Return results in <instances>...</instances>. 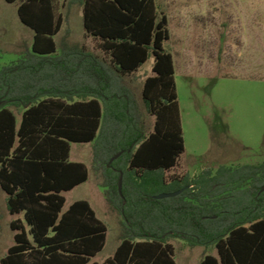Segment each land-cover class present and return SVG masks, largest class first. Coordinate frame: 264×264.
<instances>
[{
    "label": "trees",
    "instance_id": "16d2710c",
    "mask_svg": "<svg viewBox=\"0 0 264 264\" xmlns=\"http://www.w3.org/2000/svg\"><path fill=\"white\" fill-rule=\"evenodd\" d=\"M6 1L19 2L35 36L31 51L0 72V185L9 212L23 215L11 221L15 243L1 264H100L93 259L106 245L107 224L87 200L64 210V193L89 178L85 163L70 160L71 143L92 142L107 199L123 216L121 241L103 264H178L172 239L215 246L218 256L201 264H264V161L168 176L185 140L176 66L165 47L169 17L157 0H80L99 54L57 53L54 37L65 22L57 0ZM151 58L142 87L155 120L147 132L125 80ZM13 108L24 109L20 126Z\"/></svg>",
    "mask_w": 264,
    "mask_h": 264
},
{
    "label": "rangeland",
    "instance_id": "374dc122",
    "mask_svg": "<svg viewBox=\"0 0 264 264\" xmlns=\"http://www.w3.org/2000/svg\"><path fill=\"white\" fill-rule=\"evenodd\" d=\"M65 22L55 36L58 54L63 47H85L99 54L97 42L86 34L80 0H57ZM169 17L170 40L179 95L185 152L168 174L194 177L221 165L240 166L264 161V0H157ZM19 2L0 0V72L32 49L34 30L18 13ZM151 58L125 83L135 92L147 132L154 124L142 100L145 79L153 74ZM21 115L22 108H13ZM21 117H18V123ZM118 155V154H117ZM116 156V155H115ZM70 158L86 163L89 179L66 192L64 210L77 200H87L108 226L104 249L93 259L102 264L121 241L123 216L106 196L104 169L94 159V142L74 143ZM157 196V195H156ZM0 185V264L15 243ZM178 264H197L205 249H194L172 239ZM217 253L215 246L206 249Z\"/></svg>",
    "mask_w": 264,
    "mask_h": 264
},
{
    "label": "crops",
    "instance_id": "0c3cea01",
    "mask_svg": "<svg viewBox=\"0 0 264 264\" xmlns=\"http://www.w3.org/2000/svg\"><path fill=\"white\" fill-rule=\"evenodd\" d=\"M82 12H83V7H82ZM82 16H83V13H82ZM83 25H84V20H83ZM63 28V27H62ZM62 30V29H61ZM86 32V31H85ZM60 33V32H59ZM58 33V34H59ZM57 34V35H58ZM56 35V36H57ZM34 36H35V34H34ZM55 38V37H54ZM33 41H34V39H33ZM57 42V41H56ZM58 44V43H57ZM97 50V49H96ZM58 53V52H57ZM154 63V62H153ZM140 71V70H139ZM23 109V108H22ZM14 110V109H13ZM23 111H24V109L22 110V112H21V115H17V113L15 112V110H14V112H15V114H16V117H17V124H18V126H20V124H21V121H22V114H23ZM18 117H21V120H20V122L18 123ZM153 119H154V117H153ZM155 121V120H154ZM154 125V124H153ZM153 125L151 126V130L150 131H152L153 130ZM72 144H74V143H71V150H72ZM70 155H71V152H70ZM70 160H71V158H70ZM72 161V160H71ZM74 162H76V161H74ZM86 164V163H85ZM87 165V164H86ZM88 166V165H87ZM89 168V167H88ZM89 176H90V169H89ZM89 179V178H88ZM106 190V189H105ZM66 193V192H65ZM65 193H64V195H65ZM120 243V242H119ZM186 243V242H185ZM187 244V243H186ZM119 245V244H118ZM188 245V244H187ZM189 246V245H188ZM202 246H197V247H193L194 249H196V248H201ZM208 247H203V249H205L204 250V252H203V255H201L200 257H199V259H198V262H197V264H201V261H202V259L204 258V256L205 255H207V254H211V255H214V256H218V253H211V252H208L206 249H207ZM215 249H216V247H215ZM216 251H217V249H216ZM107 260V259H106ZM105 262V261H104ZM103 262V263H104ZM102 263V264H103Z\"/></svg>",
    "mask_w": 264,
    "mask_h": 264
},
{
    "label": "water",
    "instance_id": "95a60500",
    "mask_svg": "<svg viewBox=\"0 0 264 264\" xmlns=\"http://www.w3.org/2000/svg\"><path fill=\"white\" fill-rule=\"evenodd\" d=\"M121 153H119L118 155L114 156L111 159V162L114 161L115 159H117L121 155ZM122 188H123V173H121V178H120V181H119V192H120V194H122ZM182 192H183V189L178 190V191H174V192H165V193H161V194L155 196V198L162 199V198H167V197H173V196L181 194Z\"/></svg>",
    "mask_w": 264,
    "mask_h": 264
}]
</instances>
